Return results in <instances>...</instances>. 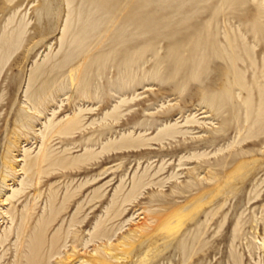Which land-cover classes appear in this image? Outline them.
<instances>
[{"label": "rangeland", "instance_id": "obj_1", "mask_svg": "<svg viewBox=\"0 0 264 264\" xmlns=\"http://www.w3.org/2000/svg\"><path fill=\"white\" fill-rule=\"evenodd\" d=\"M17 1L10 4L0 0V31L14 13ZM81 1L75 0V5ZM260 3L264 6V0H109L110 16L120 18L116 22L118 29L111 30L102 45L90 53L87 61L90 62L78 72L80 77L82 73L87 75V84L75 85L78 81L68 75L70 67L62 69L58 76L51 75L50 78L57 79L53 95L42 113H35L28 109L25 92L32 69L43 62L49 49L43 48L36 57L29 55L30 58L27 50L46 36L53 37L50 41L53 53L58 51L61 34L52 32L59 26L57 20L63 6L62 0H26L16 22L27 12V40L0 66V235L11 226V217L5 213L10 208L15 215L12 228L28 210L30 227L34 230L42 215H47L49 196L54 194L53 205L61 211L54 227L46 234L47 241L61 225L60 234L67 232L78 207L81 209L75 217V226L69 229L65 252L75 254L73 262L92 260L96 256L95 249L104 244L118 247L129 243L134 244L132 253L111 264H264V135L251 138L238 145L240 147L236 145V151L233 147L227 149L238 136L237 128L244 114L236 106L240 101L235 98L229 101L225 95L231 90L234 72L224 53L228 45L226 35L230 39L245 36L252 47L249 51L256 66L262 67L264 37L255 34ZM94 15L97 18L101 14ZM120 33L121 37L117 38ZM197 38L207 47L205 61L200 66L190 60V44ZM238 51L245 60L239 62V68L246 72L247 82L253 84L250 55L246 50ZM85 55L77 54L78 59L73 64ZM238 90L235 87L232 92ZM245 94L247 96V92L242 91L243 97ZM121 96L128 99V103L121 108L123 118L109 135L113 139L129 131L135 136L146 132L147 137H155L166 124L177 120L183 124L185 118L193 114L205 124L185 127L190 130L187 136L154 141L150 149L142 152L118 154L111 151L92 156L88 161L80 159L77 168L45 176L40 186L28 187L16 198L5 201L13 188L20 187L25 150L32 156L38 153L40 132L54 110L58 119L80 107L94 109L85 116L86 123L95 120L94 127L72 136L56 135L48 142L55 154L73 163L75 157L85 154V145L92 150L89 153L101 152L102 143L106 141L97 135L103 124L101 118ZM24 112L31 115L30 128L17 123ZM215 127L222 128L223 133L211 146L203 140ZM241 149L247 155L234 158L232 153H239ZM199 153L208 155L199 159L193 157ZM226 158L229 164L218 167L217 163ZM208 164L215 166L214 169ZM11 166L16 168L14 172L8 169ZM195 168L201 169L199 177L198 172H191ZM135 173L136 176L147 173L144 184L152 183L124 202ZM122 175L125 176L124 187L113 204ZM96 177V182L79 188ZM238 220L242 222V230L233 241ZM169 221L175 223L172 227H178L179 231L170 232ZM97 222L102 224L104 234L113 239H94L85 246ZM16 239L12 235L0 245V264H13ZM181 239L188 246L185 256L180 247ZM73 242L79 246L75 253ZM122 249L121 245L116 254L121 256ZM59 260H52V264Z\"/></svg>", "mask_w": 264, "mask_h": 264}, {"label": "bare ground", "instance_id": "obj_2", "mask_svg": "<svg viewBox=\"0 0 264 264\" xmlns=\"http://www.w3.org/2000/svg\"><path fill=\"white\" fill-rule=\"evenodd\" d=\"M14 1L15 0H7V2H9L10 4H12ZM25 2L26 0H18L16 2L14 13L11 15V17L7 19L4 27L0 31V66H3L8 60H10L12 55L16 53V51H18L25 44L27 40L28 26H29V22L26 21L27 12L21 16L18 22H16L17 21L16 16L19 10L24 6ZM262 4L260 3L258 5L260 18L258 19V24L256 25L255 28V34L256 35L262 34V36L264 37V6ZM62 6L63 9L61 8V12L57 20L59 26H57L56 28L57 30L52 32V34L53 33L56 34V32L58 31L59 34H61L59 39L60 47L58 51L56 53H53L52 47L50 45V41L53 37L49 38L46 36H43L42 39H40V41L35 43L33 46H31V48L27 50L28 53L27 57H29V55L33 56L34 54L36 57L37 52L39 50L43 48L49 49V52L45 56L43 62L41 64L35 63L36 65L31 71V75L25 92V97L28 102L27 103L28 109L35 113H42V108L45 107L49 98L51 97V95H53L52 93H53V89L55 88L57 79L55 80V77L50 78L51 75L54 74V76H58V74L61 72L62 69L66 67H70L68 75L73 81L75 82L78 81V83L75 85L82 84L84 86L87 84V83L85 84L87 75H84L82 73V76L80 77V75H78V72L80 70L82 71V67H84L86 64L90 62V61L87 62L88 58H90L91 56L90 53L102 45L103 40L107 38V35H109L111 30L113 28L118 29V27H116L117 25L116 22L120 18L118 19L115 16L114 17L110 16L112 12H111V7L109 8V0H82L79 5H75V0H62ZM98 13L101 14L100 17L97 18L93 17L94 14L97 15ZM106 16H109L108 19H105ZM131 20L132 19H130L129 21ZM103 26L105 27L103 28ZM122 33H120V35H117V38L121 37ZM226 38L228 45L225 47L224 53L225 55L228 56L230 61L229 64L233 68L234 81L232 82L231 90L227 91L225 95L227 96V99H229V101H232L234 98L236 100H239L240 103L237 104L236 103L237 101L235 100L234 104L235 105L237 104L236 106L239 108V111L243 110V114H244V120L242 124H240L237 128L238 136L232 141V143H229L227 146V149H230L232 147L234 149L236 145L237 147H240L241 144L245 143L249 139L258 138L262 134L264 135V62L261 68H258L256 66V62L254 61L251 54L252 51L251 52L249 51V49L250 48L252 49V47L248 45L245 36H241L239 38L234 36L233 38L230 39L226 35ZM190 45H191L190 52L192 54L190 60L193 62V64L200 66L201 64H203L202 62H204L206 58L205 57V53L207 52L206 44L204 41L197 38L196 40H193ZM238 49H240L241 51L246 50V52L250 55L251 65L254 68V72L252 75L254 80L253 84H249L247 82L246 72L241 68H239V62L240 61L244 62L245 60L243 56L240 54V51H238ZM79 53L82 54L85 53L86 55L83 58L79 59V61L76 64H73L75 63V61H77L78 58L76 59V55ZM132 60L133 59H131L129 63L132 62ZM235 87H238L239 90L233 91L234 92L233 93L232 90ZM242 91L247 92V96L245 94L246 97L242 96ZM254 91L255 93L257 92L256 96ZM237 92H241V93L236 94ZM126 103H128V99H126L124 96H121L119 102L116 105H114L112 109L108 110L101 118V120L103 121V122L101 121L103 123L101 129L97 131L98 133L95 131L99 136L98 138L100 140L101 138L106 140L105 142L103 141L102 143L103 147L101 152L97 154L89 153L92 152V150L89 148L88 145H85L84 147L85 154L77 158L75 157L74 160L76 159L75 160L76 162L73 161V163L72 161L69 162V159L67 157L63 155L55 154L51 146L49 147L48 142L56 135L72 136L78 133H83L87 131V129L90 127H94V125L96 124L95 120L91 121V123L85 122L86 114L89 112L93 113L94 109L92 107L87 109L80 107L77 111H74L71 115L68 114L58 119H55L57 112L56 110H54L53 116L48 118V120L44 123V129L41 130L40 132L41 145L38 153L35 156H32L31 152H29L27 149L25 150L24 164L20 169V171L23 172V178L20 181V187L13 188L12 194L9 195L5 201H9L10 199L16 198L21 193H23L28 187L40 186L45 176L46 177L51 176L55 172L61 170L62 171L67 170L69 168L72 169V167L77 168L80 159H83L82 161L84 160L88 161L91 159L92 156L96 157L100 153L111 152V151L118 154H122L125 152L127 153L142 152L150 149L154 141L162 142L164 139L167 138L176 139L178 137L187 136L188 134H190L189 132L190 130L189 129L185 130L184 129L185 127L205 124L204 123L205 121L202 123L200 119H197L196 114H193L192 116L186 117L183 124L178 123L179 120H177V122L174 124H166L163 128L159 129V132L155 137H147L146 132L144 134L140 132L138 136H135L133 132L129 131L128 134L124 132L120 136V138L116 137L115 139H113L109 137V135L114 133L113 129L115 128V126H118L121 119L123 118V112H120V110L123 107V105ZM30 118L31 115L29 113L24 112L20 114L19 117L17 118V123L18 124L20 123V125H22V127L24 128H30L29 127ZM208 133H210L211 135L206 140L203 141L207 144L209 143L212 146L218 139H221L220 136L223 133V129L219 127L218 128L215 127L214 129L212 128L211 132ZM89 140H91V138H89L88 141ZM221 149L223 150V148ZM69 150L70 149H65L66 152ZM207 155L208 154L205 153L203 154L199 153L193 155V157L199 159L200 157H204V156L207 157ZM232 155L234 158L237 156L244 157L245 155H247V152H244L243 150L239 153L233 152ZM87 156H89V159ZM185 159L186 158L184 157V160ZM181 160H183V157L181 158ZM82 161L80 163H82ZM234 161L235 159H233L232 162ZM85 162L83 163L85 164ZM228 162L229 160H227V158L223 159L219 163H217V166L224 168L227 164H229ZM13 166L8 168L11 169L12 172L16 170V168H14ZM208 167L214 169L215 166L208 164ZM197 170L198 169L195 168L191 172L192 173L198 172L197 177H199L200 175L199 171L201 169H199V171ZM172 175H176V174L173 173ZM124 177L125 176L123 175L121 176V185H119V187L115 191V194L113 196V204H115V202L117 201V196L124 187L122 185ZM145 177H147V173L142 174L141 176H136V173L134 174L132 179V188L128 193V195L126 196V198L125 199L123 198L124 202L127 201L126 199L128 198V196L132 195L134 192L136 193L137 191L142 190V188H144L146 184L150 185L152 183L150 182L148 184L145 182L144 184V179L146 180ZM172 177L175 178L174 176ZM242 177L240 179H242ZM97 180L98 177L94 178V180L91 181L89 180L85 181L80 185L79 188L82 189L90 182H96ZM259 194L260 193H258L257 196H260ZM66 199L67 197L64 198V201ZM49 200H50V208L48 209L47 215H45V213L44 215H42V217L37 222L34 230L30 227V213L28 212V210L26 213L22 214L21 217L22 219L18 224H16L15 228L14 227L12 228L15 222V215L12 213L13 209L10 210L11 209L10 208L5 211L6 215L7 216L9 215V217H11L10 218L11 226L9 229L5 228L4 233L0 235V245L3 246L11 238L12 235H15L17 237L15 242L17 252L13 264H52V260L54 261V259H60L59 261H56V264H111L112 262H118L120 259L122 260L124 258L123 256H128L132 253L131 252L133 250L132 246L134 244L132 245L129 243L128 244L122 243L121 245L122 247L124 246V249L121 250L122 252L121 256L116 254L119 247L121 248V245H119L118 247H114L113 245L104 246L105 245L104 244L103 247L101 246L95 249L96 256L92 257V260L89 261V260L75 259L76 261L73 262L72 259L73 256H75V254L68 255L65 252L66 249L68 248V238L71 232L69 229L72 228V226L76 223L75 217L77 214L80 213L81 209L78 207L76 215L70 221L69 229L67 230V232L65 231L66 233L64 232V234H60V232L62 231L61 228L63 226L61 225V227L52 236L51 240L48 239L47 241L46 234H48V231L52 227H54L55 223L59 218L58 215L60 214L61 211L60 209H59L60 211H58L57 208L55 209L53 205V200L54 203L56 201V197L54 196V194L49 196ZM108 209L110 211V208ZM122 214L123 213H120V216H122ZM168 223H169L168 227L171 228L170 232L179 231L178 227H172L173 225L175 226V223L173 224L170 221ZM180 224L179 226L181 227ZM101 225L102 224L100 222H97L91 234V239L88 240L85 246L88 243L95 241L96 239H98V241L99 240L104 241L103 239H105V237L109 239V241L113 239L112 237H109V234L108 236L104 234L105 231L102 229ZM241 225L242 222L238 220L232 234L233 241L239 237V234L242 230ZM172 234H176V233H172ZM74 237L76 238V235ZM197 238L198 236L195 237V240H198ZM180 241H181L180 242L181 251L185 256L188 246L184 240L181 239ZM125 242L128 241H126L125 239ZM262 245H264V241L262 242ZM78 247L79 246L73 242V253L77 251Z\"/></svg>", "mask_w": 264, "mask_h": 264}]
</instances>
